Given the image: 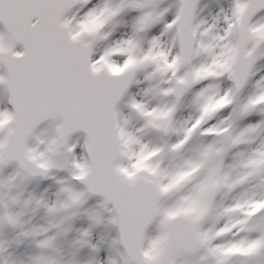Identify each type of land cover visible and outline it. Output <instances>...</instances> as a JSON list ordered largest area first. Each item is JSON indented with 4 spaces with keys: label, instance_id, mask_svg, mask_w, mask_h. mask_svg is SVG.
Masks as SVG:
<instances>
[{
    "label": "snow or ice",
    "instance_id": "snow-or-ice-1",
    "mask_svg": "<svg viewBox=\"0 0 264 264\" xmlns=\"http://www.w3.org/2000/svg\"><path fill=\"white\" fill-rule=\"evenodd\" d=\"M0 264H264V0H0Z\"/></svg>",
    "mask_w": 264,
    "mask_h": 264
}]
</instances>
